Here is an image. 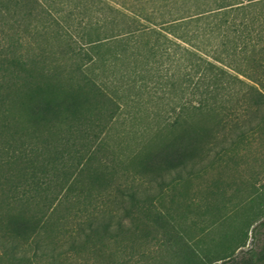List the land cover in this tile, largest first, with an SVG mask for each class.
<instances>
[{"label":"trees","instance_id":"trees-1","mask_svg":"<svg viewBox=\"0 0 264 264\" xmlns=\"http://www.w3.org/2000/svg\"><path fill=\"white\" fill-rule=\"evenodd\" d=\"M262 7L0 0V264H76L110 248L122 256L109 264H131L152 246L176 264H264V241L247 259L215 257L179 221L197 211L191 180L263 129ZM143 95L156 125L126 163L129 132L111 147V124L130 102L142 117ZM166 200L184 202L178 221Z\"/></svg>","mask_w":264,"mask_h":264},{"label":"rangeland","instance_id":"rangeland-1","mask_svg":"<svg viewBox=\"0 0 264 264\" xmlns=\"http://www.w3.org/2000/svg\"><path fill=\"white\" fill-rule=\"evenodd\" d=\"M110 4L113 3L110 2ZM261 9L264 15V7ZM255 25L262 27L264 31V16L262 22ZM106 28L111 30L112 27L107 26ZM81 49L88 50L86 47ZM78 62L82 63V66L86 64L84 59ZM63 63L68 64L69 62L65 63L62 60L58 62L59 65ZM98 71L96 69V72ZM142 102L146 105L142 117H137L136 109L130 102L123 110L117 111V114L121 116H118L116 122L111 124L110 137L112 136V140L109 142L111 147H114L117 135L121 136L123 131L129 132L124 141L121 138V141L127 145V150L125 149L121 156H117L116 153V156L123 161L125 157L134 154L135 150L140 147L142 138L140 131L156 125V120L151 115L157 107L149 101L147 95L142 96ZM166 104H168L167 100ZM161 107L168 110L167 105ZM125 162L127 163V160ZM189 191L192 196L191 206L196 208V214L193 213L187 219L179 220L178 217L184 205L181 200L173 204L166 200L165 208L174 219L181 221L182 225L191 229L190 245L193 248L198 246L206 249L205 253L209 251L215 257L231 253L232 258L237 260L247 259L249 256L247 252H257L264 241V126L257 136L247 137L231 160L226 159L222 166L191 180ZM256 194L260 195V198L250 203ZM205 211L206 213L201 214ZM196 243L198 244L195 245ZM241 243H244L243 247H239ZM132 244H135L140 254L142 249L138 242L133 241ZM172 250L174 249H169L160 255L157 247L152 246L148 248L145 258L140 259V256H136L131 264H139V262L140 264H176ZM121 256L122 254L113 248L104 254L93 251L82 256L76 264H109L110 259L119 261ZM214 260L209 257V261L206 262L207 264H220L215 263Z\"/></svg>","mask_w":264,"mask_h":264}]
</instances>
